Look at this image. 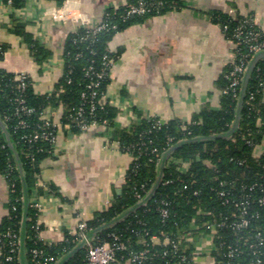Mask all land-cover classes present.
I'll list each match as a JSON object with an SVG mask.
<instances>
[{
    "label": "trees",
    "instance_id": "trees-1",
    "mask_svg": "<svg viewBox=\"0 0 264 264\" xmlns=\"http://www.w3.org/2000/svg\"><path fill=\"white\" fill-rule=\"evenodd\" d=\"M10 1V5L15 8L23 5V0ZM46 1L61 5L64 0ZM161 1V5L151 7L146 15L126 20L118 16L125 6L117 10L109 9L102 21L114 22L116 28L102 30L89 38L82 39L89 31L88 26L72 31L63 52L61 78L51 93L37 94L29 78L27 86L18 89L15 75L0 68V119L13 147L8 145L0 127V174L9 185V200L5 204L7 214L0 224V234L10 231L20 239L24 186L29 198L36 185L38 164L50 154L46 142H28L21 136L37 129L40 124L39 112L47 106L60 108L61 120L67 122V117L82 102L81 94L87 91L86 85L97 80L93 74L85 75V70L92 66L94 73L100 71L104 55L116 59L119 57V52H110L107 47L113 35L135 21L162 14L180 4L179 0ZM3 2L8 4V0ZM211 18L220 24L225 36L231 41L237 26L245 19L221 13H214ZM14 22L15 34L23 39L34 60L42 63L48 52L25 31L22 23ZM248 28L259 31L260 39H264V33L256 25ZM5 50L6 46L0 44V60ZM248 52L244 45L236 47L234 62L238 63L240 57L250 62L252 58ZM232 65L233 62L229 63L221 76V90L228 84L225 75ZM108 72L94 88L96 98L106 92L110 82ZM263 83L264 57H261L250 70L234 130L231 129L241 88L236 97L231 92L222 93L218 110L203 109L187 124L170 120L157 125V118L151 117L140 118L129 128H119L113 125L116 114L114 106L107 101L97 106L93 118L98 122L107 121L109 129L113 127V137L119 142L122 151L135 159L128 166L121 193L114 196L105 210L95 212L87 220L93 232L91 239L111 241L110 235L117 234L122 241L128 240L129 248L135 252L148 249L150 258L146 264H198L197 248L189 239H210L211 230L203 227L202 223L224 220L225 225L218 228L211 240L216 248L209 255L214 264H264V203L259 202L264 196V153L254 155L255 147L264 139ZM18 97H22L34 111L15 115ZM19 119H24L28 127H17ZM175 144L178 145L165 157L161 167L163 154ZM152 148L157 149L158 156L151 152ZM185 165L187 169H184ZM223 182L226 183L224 188L220 184ZM222 189L227 193L220 197L218 191ZM136 193L144 197L142 202L137 201ZM242 199L248 201V225L232 229L230 223L235 220L231 217L234 202ZM161 201L166 204H161ZM162 206L169 212L163 221L158 212ZM37 215V210L28 202L23 241L26 264H41L46 256L53 257L55 264H86L89 247L79 245L77 232L67 233L65 240L58 244L43 242L34 229ZM162 234L176 241L179 250L175 252L170 245L149 242L150 236L159 237ZM2 240L4 247L0 253V264H20L18 248L14 260H4L8 250L7 238L2 237ZM145 241L149 242L148 247L144 245ZM33 249L42 255L33 256ZM229 249H234L232 256H228ZM163 250L168 252L164 255ZM182 256L186 258L181 260ZM125 257H128L127 253Z\"/></svg>",
    "mask_w": 264,
    "mask_h": 264
},
{
    "label": "crops",
    "instance_id": "crops-1",
    "mask_svg": "<svg viewBox=\"0 0 264 264\" xmlns=\"http://www.w3.org/2000/svg\"><path fill=\"white\" fill-rule=\"evenodd\" d=\"M130 1L64 0L56 5L23 0L22 7L15 8L0 0V44L6 46L0 68L13 75L25 73L37 94L51 93L62 75L68 35L80 22L70 17L56 20L48 9L66 4L91 27L109 9H120ZM179 1L162 14L131 23L108 42L110 52H119L103 99L116 109L114 127L129 128L140 118L151 117L187 124L203 109L220 108L221 76L236 48L212 14L251 18L264 33V0ZM15 20L48 52L42 63L15 34ZM55 109L59 121L61 110ZM262 153L264 139L254 149L255 156ZM130 162V155L113 137V127L106 133L96 128L81 133L59 130L53 152L38 164L36 185L28 198L38 212L39 239L58 244L67 233L77 232L80 219L87 221L105 210L121 193ZM8 200L9 185L0 174V224ZM195 246L198 264H214L210 239H199Z\"/></svg>",
    "mask_w": 264,
    "mask_h": 264
},
{
    "label": "built area",
    "instance_id": "built-area-1",
    "mask_svg": "<svg viewBox=\"0 0 264 264\" xmlns=\"http://www.w3.org/2000/svg\"><path fill=\"white\" fill-rule=\"evenodd\" d=\"M10 0H8V5H10ZM67 3V2H66ZM162 4L161 0H150L148 3L145 0H136L135 2H129L125 5L123 12L119 14V18L122 20L129 19L134 16H143L146 15L150 10L151 7H158ZM47 13L56 20H65L67 17L72 18L75 20L77 26L73 31H75L78 27L85 26V20L81 17L79 13H74L67 10L66 4H63L59 7H54L48 9ZM255 25L253 19L245 17V19L237 26L236 30L233 34L232 42L235 45V48L244 45L248 49V53L251 54V58L259 53L264 51V39H260V32L253 30L252 28H248L249 26ZM117 26L114 22L109 21H101L94 26L89 27V31L82 37L89 38L96 33L102 30L108 29H115ZM118 59V58H117ZM116 58L109 57L108 55L103 56L102 61V69L98 72L92 70V66H89L85 70V75L90 76L93 74L95 75L97 80H92L86 85L87 91L82 92L81 99L82 102L76 108V110L71 113L67 117V122H63L62 120H55V112L56 109L52 107H46L41 112H39L38 118L40 120V124H38L37 129L31 132L29 135L24 134L21 136V139H25L28 142L31 141H43L49 145V152H53V148L55 147V143L57 140V133L62 128L67 132L71 133H81L88 131L89 129L96 128L99 129V133H106L109 130L107 125V121L103 120L102 122H98L95 118H93V112L97 106H101L104 104V97L105 93L97 97V93L94 90L97 87L98 80L103 79L107 75V70L109 71L110 68L114 65L117 60ZM235 57L233 58V65L231 69L226 73L225 77L228 80V84L225 88L221 90V93H228L231 92L234 97L237 96L241 88V83L243 81V76L246 72L248 67V63L244 61V57H240L238 63L234 62ZM106 70V72H105ZM109 75V72H108ZM27 78L28 76L25 73H19L15 75V80L18 81V89H23L27 86ZM264 86V83H263ZM59 91H62L61 89ZM25 100L22 97H18L16 99L17 106L15 108V115L20 116L21 114H29L34 111L32 107H29L25 104ZM88 104V106H86ZM149 119V118H148ZM157 125H162L160 119L157 118L156 122ZM28 123L24 119H19L17 122V127L26 128L28 127ZM152 153H155L158 156V152L156 148L151 149ZM160 155V154H159ZM135 159L131 157V161ZM37 177V175H36ZM221 186L224 188L226 183H220ZM227 192L225 190L218 191V195L220 197L225 196ZM135 197L138 202H142L144 197L136 193ZM226 201V200H225ZM260 203H264V196L259 199ZM161 204H166L164 201H161ZM234 211L231 213V217L235 220L230 223L232 229L238 227H245L248 225V220L246 219V215L248 214V201L246 199H242L240 201L234 202ZM159 216L161 217L162 221L165 220L169 212L167 208L164 206L158 208ZM225 225V221L222 220L217 223H210V222H203V227H208L210 232V242L212 244V248H215V245L212 243L213 237L217 234L218 228ZM37 234L39 233V224L36 223L34 226ZM77 230V237L78 242H82L85 245H88V253L86 256V264H146V261L150 258L148 255V249L144 248L138 252L133 251L129 248L127 244L128 240L122 241L120 236L117 234H111V241L101 240V239H91L88 237L89 233L91 232L90 227L87 224V221L84 219H80L76 225ZM3 238H7V246L8 250L4 255L5 261H12L16 257V250H19V243L20 240L17 237L16 233L13 232H6L4 234H0V253L4 247ZM161 237V238H160ZM207 238V237H206ZM190 240L192 245H196L198 240ZM203 239V238H202ZM187 240V239H186ZM149 242L152 244H162V245H170L173 250L176 252L179 250V245L176 241L171 240L166 235H152L149 237ZM149 242H144L145 246H149ZM168 251L163 250V254L165 255ZM128 254V257H125V254ZM234 253V249H229L228 256H232ZM33 256H41L42 253L36 249L32 250ZM186 256H182L180 259L184 260ZM260 261L258 260L257 263ZM56 260L51 256L44 257L43 262L41 264H55Z\"/></svg>",
    "mask_w": 264,
    "mask_h": 264
},
{
    "label": "water",
    "instance_id": "water-1",
    "mask_svg": "<svg viewBox=\"0 0 264 264\" xmlns=\"http://www.w3.org/2000/svg\"><path fill=\"white\" fill-rule=\"evenodd\" d=\"M261 57H264V51L259 52V53L255 54L252 57L251 61L248 64V67L246 69V72H245V74L243 76V81H242V85H241V92H240V97H239V105H238V108H237V113H236L235 121L233 123V126H232V129L231 130H234L236 128V124H237V120H238V115H239V109H240V106H241V103H242V100H243L244 91H245V87H246V83H247V80H248V77H249L250 70L253 68V66L255 65L256 61L259 58H261ZM0 127L2 128V130L4 132L5 139H6L7 143H8V145L13 149L12 144L9 141L8 131L6 130L5 125L3 124V122L1 121V119H0ZM177 145L178 144H175L174 146H172L170 149H168L163 154V157H162V160H161V165H160L161 167H162V163H163L165 157ZM20 172H21V170H20ZM24 192H25L24 193V213H23V219H22V223H21V231H20V239H19L20 240V243H19V261H20V264H26L25 259H24L23 241H24V235H25V222H26V212H27V207H28V196H27V190H26V187L25 186H24ZM92 233H93L92 231L89 233V235H88L89 238H91ZM82 244L83 243L81 242L79 245L81 246Z\"/></svg>",
    "mask_w": 264,
    "mask_h": 264
}]
</instances>
